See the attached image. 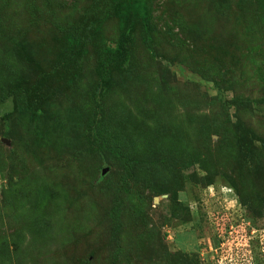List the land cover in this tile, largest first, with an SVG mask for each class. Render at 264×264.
I'll return each instance as SVG.
<instances>
[{"label": "rangeland", "instance_id": "374dc122", "mask_svg": "<svg viewBox=\"0 0 264 264\" xmlns=\"http://www.w3.org/2000/svg\"><path fill=\"white\" fill-rule=\"evenodd\" d=\"M144 1L0 0V264H264V0Z\"/></svg>", "mask_w": 264, "mask_h": 264}, {"label": "trees", "instance_id": "16d2710c", "mask_svg": "<svg viewBox=\"0 0 264 264\" xmlns=\"http://www.w3.org/2000/svg\"><path fill=\"white\" fill-rule=\"evenodd\" d=\"M125 4H129V6H127L126 8H123V6H125ZM112 5H117L119 7L118 11L120 16L124 15V17L127 16V11L128 10H132L133 11V17H132V22L133 21H137L140 23L141 25V30H142V39H143V43L149 48L151 49V44H152V29H151V23H150V18H149V13L146 7V3L144 0H112ZM104 18L107 19L108 18V14L104 15ZM100 19L101 18H97L94 22L95 26L93 25V29H96V31L98 32L101 28V23H100ZM124 26V24H122ZM74 37L70 36L69 37V46L70 48L74 47ZM124 37L120 38L119 42H118V47L116 49H109V48H102L100 50V54L98 56V60H97V64H96V73L97 76L99 78V81L101 82V84H105L107 82H110V78H111V74L109 72V66L110 64L113 62L115 58H118L121 65H123L126 62V58L124 55V51H123V47H124ZM69 49V47H68ZM114 58V59H113ZM117 62V60H115ZM39 94V92H34V95ZM92 126V136L95 138V144L100 143L101 147L105 148V144L103 142V136L101 130H98V124L95 122ZM89 147H94L92 144L89 145ZM106 150V149H105ZM118 152V151H116ZM118 154H121L118 153ZM131 155L125 156V155H121L120 159L121 161H123L124 163L128 164V161L131 160L132 157H130ZM108 173V172H107ZM106 173V174H107ZM100 175L99 180L103 179V177L106 175ZM111 264H114V262H112Z\"/></svg>", "mask_w": 264, "mask_h": 264}, {"label": "water", "instance_id": "95a60500", "mask_svg": "<svg viewBox=\"0 0 264 264\" xmlns=\"http://www.w3.org/2000/svg\"><path fill=\"white\" fill-rule=\"evenodd\" d=\"M107 171H108V169L107 168H105L104 170H102V175H104V174H106L107 173Z\"/></svg>", "mask_w": 264, "mask_h": 264}]
</instances>
